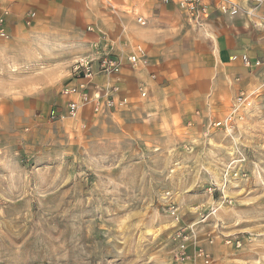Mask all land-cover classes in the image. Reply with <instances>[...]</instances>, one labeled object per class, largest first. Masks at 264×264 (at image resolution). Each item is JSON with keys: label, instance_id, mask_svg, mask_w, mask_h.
<instances>
[{"label": "rangeland", "instance_id": "obj_1", "mask_svg": "<svg viewBox=\"0 0 264 264\" xmlns=\"http://www.w3.org/2000/svg\"><path fill=\"white\" fill-rule=\"evenodd\" d=\"M77 8L6 9L17 30L0 36V264H204L197 248L209 264H264L261 70L219 54L214 26L183 10L140 26L94 19L88 0ZM119 36L145 46L155 79L114 53ZM100 55L124 62L126 83L120 73L110 85L126 103L47 120L77 61ZM241 92L253 103L227 134L213 122ZM234 166L239 176L224 177ZM184 236L193 257L176 262Z\"/></svg>", "mask_w": 264, "mask_h": 264}, {"label": "crops", "instance_id": "obj_2", "mask_svg": "<svg viewBox=\"0 0 264 264\" xmlns=\"http://www.w3.org/2000/svg\"><path fill=\"white\" fill-rule=\"evenodd\" d=\"M50 6L57 4L60 13L66 14L68 17L73 16L76 18L79 16V9L77 4L79 0H0V15L4 9H9L13 14H23L28 7H36L46 2ZM91 1V13L94 19L109 18L110 15L116 13L126 17L129 21L140 25L136 22L137 17L144 19V25H153V19L173 17L179 15L186 18L185 13L177 5V0H88ZM230 2V3H229ZM202 4L207 7L205 21L211 23L214 29L217 31L216 35V49L219 54L226 58H231L234 55H240V53H246L251 60L254 62L257 59H264V0H203ZM234 4L238 8V12L230 14L228 10ZM57 9V10H58ZM8 18V16H7ZM6 18V20H7ZM140 25V26H141ZM6 37L11 36L17 30L16 26L10 25V22H5L4 25ZM123 36V34H121ZM116 38L115 43V54H120L126 60V55L133 52L136 46H140L144 50V55L147 58L145 64L140 65L136 69L145 68L148 72L149 79L152 81L155 78L151 77V74L158 73L157 63L152 60V57L148 53L144 45L139 43L135 44H123V40ZM108 42V41H107ZM101 39L100 43L109 48V44ZM120 53H119V52ZM125 65H129L127 61H124ZM122 61V64H124ZM253 71L257 72L261 70V75L264 78V68L257 67L252 68ZM123 71V70H122ZM120 70L119 73L123 74L119 86L126 83V77ZM70 82L61 86L58 90V97L56 99V107L61 111V105L65 103L66 97L61 96V89L64 86H72L82 81L78 73H71ZM117 76V75H114ZM123 78V79H122ZM119 78L115 77H104L102 75H94L87 82V89L92 94L99 91L101 94L104 93L106 88L110 86L115 80ZM125 82V83H124ZM140 84V83H139ZM104 86V87H103ZM147 93L146 97L149 96V84L146 81ZM44 92H49L45 90ZM140 95V94H139ZM143 96V97H145ZM141 97V95H140ZM141 97V98H143ZM54 103V104H55ZM64 117L67 116L66 108L65 112H62ZM61 114V115H62Z\"/></svg>", "mask_w": 264, "mask_h": 264}, {"label": "built area", "instance_id": "obj_3", "mask_svg": "<svg viewBox=\"0 0 264 264\" xmlns=\"http://www.w3.org/2000/svg\"><path fill=\"white\" fill-rule=\"evenodd\" d=\"M166 1V0H164ZM203 0H177V5L189 16L194 18L205 19L206 17V10L207 7L202 4ZM230 3V2H229ZM232 6L229 7L228 10L230 14H234L238 12V8L236 5L231 4ZM9 16V11L6 9L3 10L2 14L0 15V36L6 37L5 33V22L6 18ZM35 16V11L30 10L27 12L25 23L29 24L30 21L33 20ZM136 22L138 24L144 25L145 21L142 17H137ZM239 58L241 62L249 69L261 67L264 68V59H257L254 62H251L248 55L246 53H240V55H234L231 59ZM88 60H79L73 67V74L78 73L79 77L83 80L74 84L72 86H64L61 89V96L66 97L64 101V107H66V112L68 118H73L77 113L78 110L85 106L90 105L92 111L100 112V111H110L112 108H116L117 106L123 105L126 103V98H118L117 91L119 90L116 85L112 84L110 87L106 88L104 93H100L99 91L94 92L93 94L89 92L87 89V81L90 80L94 75L102 74L106 77H110V75H118L120 74V70L122 67V60L120 57H112L108 55H100L98 58H86ZM127 63L132 68H138L140 65L145 64L147 62V58L144 55V50L140 46H136L135 50L128 55H126ZM152 78H155V74H151ZM139 94L141 97L145 96L147 93L146 86L140 83L137 87ZM252 93V92H251ZM251 93L241 92L237 97L233 100V105L231 111L225 115V118L222 121L213 122L215 126L223 127L224 131L227 134H231L233 132L234 123L241 119L240 110L242 108H247L252 105L251 102ZM56 108L52 107L46 113L47 120L54 121V120H62L64 115ZM239 162V161H237ZM240 171L233 167L231 171L227 170L224 172V177L231 176V177H238ZM223 194V190H222ZM169 213L174 219H177L176 209L172 206L169 209ZM178 237L180 232L177 234ZM185 239H188V236H184L180 239L176 247L172 250V257L176 262L185 261L191 259V257L200 256L203 259L204 264H209V256L208 254L203 251L201 248H197L196 252L191 255L186 250V243ZM212 241V240H211Z\"/></svg>", "mask_w": 264, "mask_h": 264}]
</instances>
